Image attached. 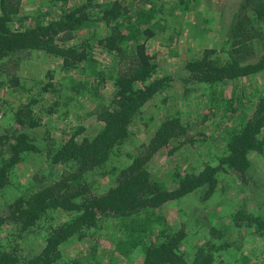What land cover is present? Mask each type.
<instances>
[{
  "label": "trees",
  "instance_id": "1",
  "mask_svg": "<svg viewBox=\"0 0 264 264\" xmlns=\"http://www.w3.org/2000/svg\"><path fill=\"white\" fill-rule=\"evenodd\" d=\"M52 1L46 6V18L36 17L28 24V16L18 14L21 0H0V66L5 63L15 70L24 52L43 50L57 56L61 68L86 72L90 82H79L77 90L98 101L85 112L92 119L90 125H71L59 144L52 141L48 126L41 139L45 145L31 134L34 127L46 125L43 113L32 108L34 98L19 103L12 111V123L0 132V191L11 184L12 169L26 153L44 152L45 166L32 174L28 187L0 204V228L11 226V236L0 238V264H56L61 260L66 264V242L72 238L90 242L93 232L96 234L98 227L107 223L118 230L110 237L112 251L127 254L139 245L141 264H213L220 249L235 243L226 234L230 227L210 226L208 237L194 246L188 258L187 250H182L185 229L157 225L164 219L157 208L189 194L205 200L216 190L226 189L222 182H227L229 175L241 186L258 184L251 177L249 153L261 161L264 187V91L256 92L247 113L242 111L244 102L235 94L234 83L240 77L264 71V0H242L219 46L203 48L175 75L156 74V54L146 44L155 33L156 18L162 17L155 13V0H150L149 7L139 3L134 10L122 0ZM15 19L16 25H12ZM88 26H100L101 31L76 38ZM95 47L115 57L113 70L107 72L100 67ZM108 79L112 90L105 97L98 87ZM173 80L180 82L183 93L194 83L207 87L208 107L220 108L219 115L225 120L229 110L228 117L237 115L240 122L229 125L228 120L222 121L228 125L222 123L218 132L208 133L215 145L212 152L206 148L208 156L198 166L189 161L160 176L150 169L155 154L173 155L198 139L180 112L169 113L147 140L127 152L125 163L111 162V156L129 137L131 122L143 105ZM229 81L231 91L224 97V84ZM41 90L58 91L50 81H45ZM58 102L54 100L53 105ZM207 137L201 133L199 139ZM106 174L113 177L111 182L99 186L97 177ZM55 210L70 216L56 220ZM231 223L239 232L252 227L264 236V216L247 210L244 204L236 206ZM72 261L77 264L76 257Z\"/></svg>",
  "mask_w": 264,
  "mask_h": 264
},
{
  "label": "rangeland",
  "instance_id": "2",
  "mask_svg": "<svg viewBox=\"0 0 264 264\" xmlns=\"http://www.w3.org/2000/svg\"><path fill=\"white\" fill-rule=\"evenodd\" d=\"M122 1L133 10L139 3H145V7L151 4L150 0ZM241 1L155 0L154 8L157 10L155 13L162 17L156 18L158 25L155 33L148 37L146 44L149 50L156 54V74L175 75L188 58L198 56L203 48L218 47L232 14ZM51 4H53L52 0H21L18 14L27 15L26 23L32 24L36 17L46 18V6ZM15 21L16 19L12 25H16ZM262 24L264 26V17ZM99 31H101L100 26L84 27L76 38L89 37L92 32ZM95 51L100 67L107 72L113 70L115 57L99 47H95ZM20 58L15 70L9 69L5 63L0 66V132L12 123L11 115L16 106L30 97L35 99L31 104L32 108L43 113V122L46 124H40L31 129V134L36 136L40 145H45L41 139L46 126L52 141L55 140L56 144H59L68 134L71 125L82 124L85 127L90 125L88 122L92 119L85 112L97 103L98 99L77 90L79 82L80 84L90 82L86 72L80 68L65 70L60 67L57 56L44 53L40 49L26 51ZM50 71L52 75L48 74ZM45 81L55 83L58 91L41 92V85ZM230 83L231 81L224 84L226 91L223 94L224 97L230 94ZM234 83L236 84L235 94L240 95V102H244L242 111L250 112L252 102L255 100L254 95L258 91H264V71L250 73L238 78ZM192 85H197V88ZM98 88L102 95L108 97L112 90L111 80L100 83ZM183 89L178 80H173L167 88L157 92L143 105L142 111L131 122L129 137L118 153L111 156V162L117 165L125 163L127 152L132 151L139 142L147 140L163 116L169 113L180 112L182 119L190 124L196 135L195 138L198 139L173 155L155 154L150 161V169L160 176L167 175L172 167L176 165L182 167L189 161L195 162L193 164L198 166L199 162L208 156L205 153L206 148L211 149L210 152H212L215 145L211 138L207 137L208 133L213 130V134L218 132L221 124H226L224 122L227 120L229 125H236L235 121L240 122V117L237 115L228 117L229 110L225 114L228 119L225 120L219 115L220 108L208 107V89L202 84H191L185 93ZM56 99L59 102L53 105ZM234 103L238 105L236 101ZM201 133H205L208 139H199ZM248 156L253 165L251 177L257 179L258 184L249 182L241 186L232 175H229L227 182L225 180L222 182L226 185V189L222 192L216 190L205 200H201L196 194H189L178 200H170L157 208L164 216L163 223L157 225L172 230L180 227L185 229L187 234L182 250L184 252L187 250L186 257L190 258L194 246L196 247L208 237L207 230L210 226L226 224L230 227L226 230V234L229 240L235 243L225 250L220 249L213 264H264V236L259 235L252 227L241 228L239 232V229L231 223V214L239 204H244L247 210L264 216V187L261 182L263 167L256 154L249 153ZM44 166V152L26 153L12 169L11 184L0 191V204L28 187L32 174ZM97 178L98 185L104 186L108 185L113 177L111 178V174H106ZM53 216L56 220H62L70 215L64 211L55 210ZM10 228V225L1 227L0 238L7 236L5 237L7 239L11 236ZM93 230L91 229V232ZM98 230L96 234L93 232L91 235L93 239L90 242L86 241V243L85 240L79 241L75 238L66 242L63 249V258L68 259L66 264H74L72 260L75 257L77 264H141L142 249L139 245L127 254H117L112 251L110 237L118 231L114 224L107 223L106 226L98 227ZM29 238L32 239V236ZM36 240L39 241L41 238ZM89 244L94 245V248H91ZM56 264H64V262L61 260Z\"/></svg>",
  "mask_w": 264,
  "mask_h": 264
}]
</instances>
